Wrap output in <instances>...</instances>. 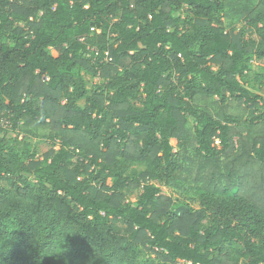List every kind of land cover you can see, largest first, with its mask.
Wrapping results in <instances>:
<instances>
[{
  "label": "trees",
  "instance_id": "trees-1",
  "mask_svg": "<svg viewBox=\"0 0 264 264\" xmlns=\"http://www.w3.org/2000/svg\"><path fill=\"white\" fill-rule=\"evenodd\" d=\"M231 2L0 0V264H264V0Z\"/></svg>",
  "mask_w": 264,
  "mask_h": 264
},
{
  "label": "rangeland",
  "instance_id": "rangeland-1",
  "mask_svg": "<svg viewBox=\"0 0 264 264\" xmlns=\"http://www.w3.org/2000/svg\"><path fill=\"white\" fill-rule=\"evenodd\" d=\"M246 1L247 0H243V1L242 0H232V2H231L232 5L229 6L231 12L229 13L228 16H226L224 18L226 23L234 24V23H236L239 20V16L236 15L233 12V9L243 7L245 5ZM178 14H179V12L175 13V15H178ZM52 52L55 53L54 50H52ZM252 64H253V69L248 74L249 78L246 79L247 82L245 83V85L247 87H249L250 89H252L253 91H255L256 93H258V94H260V95H262L264 97V84L258 85L257 83H255V80H254V77L256 75L257 69H259L261 66H264V62L253 60ZM82 75H83V78H84V81H85V85H86V87H87V89L89 90L90 93H92L97 88V86L101 83V80H100L99 77L92 75V73H90L88 71L83 70ZM84 102H85L84 100L81 101V104H84ZM235 112H239V114L242 117V119H246L247 116H248V114L245 113L242 110H235ZM0 121H1V117H0ZM191 124H192V122H191ZM240 129L245 130L243 125L240 126ZM4 134L9 139L14 140L17 137V135H18V131L15 130L11 126H8L4 130V132H2V135H4ZM216 142L218 143L219 141H216ZM32 143H33L34 150L37 151V156L38 157H42L43 154L46 151H48V149L51 146V142L50 141L44 140V139H40V138H33L32 139ZM255 169H258V167H256ZM163 188H164V192L165 193H167L169 195H172L174 198H182V196H181L179 191H176L173 188L167 187V186H165ZM137 194H138V192H136L133 195L132 199H135ZM195 206H197V204H195Z\"/></svg>",
  "mask_w": 264,
  "mask_h": 264
},
{
  "label": "built area",
  "instance_id": "built-area-1",
  "mask_svg": "<svg viewBox=\"0 0 264 264\" xmlns=\"http://www.w3.org/2000/svg\"><path fill=\"white\" fill-rule=\"evenodd\" d=\"M94 28H92V30H93Z\"/></svg>",
  "mask_w": 264,
  "mask_h": 264
}]
</instances>
